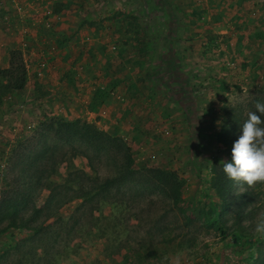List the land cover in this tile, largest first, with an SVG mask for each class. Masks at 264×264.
<instances>
[{"label":"rangeland","instance_id":"rangeland-1","mask_svg":"<svg viewBox=\"0 0 264 264\" xmlns=\"http://www.w3.org/2000/svg\"><path fill=\"white\" fill-rule=\"evenodd\" d=\"M65 5L67 34L56 26ZM12 49L24 53L28 83L22 91L0 89V199L10 184L15 189L39 182L30 166L52 162L33 159L44 144L58 146L57 157L65 154L61 167L73 161L92 176L110 174L114 163L106 156L72 157L71 145L47 125L53 117L88 120L84 114L96 110L89 120L101 128L99 121L111 115L102 103L107 93L123 111L130 92L114 88L132 81L146 99L130 137L119 134L129 125L123 119L101 129L123 137L136 167L176 171L184 188L179 208L170 212H165L170 203L156 192L134 202L126 198L129 210L102 204L109 218L94 214L90 205L76 211L81 200L69 201L48 222L57 236L47 256L27 230L9 229L0 235V264H125L114 251L128 243L159 245L161 255L127 264H171L177 253L181 264H264V236L254 231L261 212L240 223L253 235V246L247 238L235 244L223 233L238 226V208L246 201L238 196L246 184L233 186V202L220 209L219 218L212 211L214 201L221 203L212 169L218 160H228L217 138L223 117L228 108L246 106L264 91V0H0V69L8 67ZM86 79L90 85L84 89ZM3 82L0 76V87ZM228 130L237 134L241 127ZM14 149L19 153L13 157ZM46 195L24 203V215L30 217ZM31 243L40 247L32 255Z\"/></svg>","mask_w":264,"mask_h":264},{"label":"trees","instance_id":"trees-1","mask_svg":"<svg viewBox=\"0 0 264 264\" xmlns=\"http://www.w3.org/2000/svg\"><path fill=\"white\" fill-rule=\"evenodd\" d=\"M0 76L5 81L0 87L3 93L22 91L26 88L28 83V67L21 49L11 50L9 65L6 68L0 69ZM257 102L264 103V91L260 92L246 106L238 105L227 109L223 117L225 124L217 135L218 141L225 145V155L228 157L226 162H231L232 160V148L234 142L242 134V124L248 118L247 111H256L255 104ZM229 120L231 121L228 122ZM231 126H239L241 130L237 134L231 133L228 130ZM261 126L264 127V125ZM47 127L53 132L55 137L65 140L71 145L72 157L81 155L87 159H93L94 157L99 158L101 155H104L114 163V170L104 177L100 175L92 176L84 169L78 168L72 161L63 166L66 170L63 173L64 168L61 167V164L64 162L63 158L65 154L57 157L58 146L44 144L43 149L33 159L43 157L45 160L52 162L42 165H33L32 162L30 166V171L38 175L37 180L39 182H26L20 185L21 187L15 189L10 184V188L3 191V196L0 199V235L9 229H25L31 234V242L37 241V243H40L45 252L44 255L47 256L48 244L50 242L53 243L55 241L53 240L54 236H57L56 230L54 231V223L48 222L51 218H55L58 213L57 211L69 201L75 199L81 200L76 211H83L84 207L91 206L94 214L104 217L105 215H103L100 207L104 203L109 204L113 210L116 208L129 210L130 207L127 205L129 201L126 198H131L134 202L136 198V200H139L147 197L148 192H156L166 203H170L165 212L179 208L184 188L183 179L176 171L136 167L131 154V148L123 137L104 131L97 124L82 118L65 119L63 117H53ZM79 144L89 145L93 151L83 149ZM16 153H19L18 149L13 150V157ZM19 157L21 159L23 155ZM212 172V187L221 202L214 201L212 203V211L215 213L216 218H219L222 215L220 209L225 208L226 210L232 204V189L237 182L229 180L226 177L223 171V162L219 160L215 162ZM51 176L59 177V180H52ZM247 188L238 196L246 199L238 208V226L230 232L223 231V233L230 235L235 244H240L242 243V239L247 238V244L253 246L255 244V241L252 242L251 240L253 235L249 233L247 227L240 225V223L249 214H257L259 212L264 214V184L258 183L254 188H249L248 186ZM36 190H40V193L36 197L32 196ZM43 191L47 192L43 203L39 205L34 204L33 213L30 217H26L23 213L24 203L28 202L31 197L34 199L38 198ZM144 191L146 192L144 193ZM151 200L156 201L152 198ZM151 200L149 201L152 202ZM249 204H251V207L249 210H246ZM95 228L96 226H93L91 232H95ZM164 238L165 236L162 242H166ZM27 246L30 249L27 250L30 255L35 252V248L36 250L40 248L34 246L32 243ZM160 250L161 247L159 245H139L136 248V246L128 243L124 246H115L114 252L121 256L125 264H127L131 262L132 258L142 262L150 258L159 257L161 255ZM44 258L47 259L44 256L38 257L41 261Z\"/></svg>","mask_w":264,"mask_h":264},{"label":"clouds","instance_id":"clouds-1","mask_svg":"<svg viewBox=\"0 0 264 264\" xmlns=\"http://www.w3.org/2000/svg\"><path fill=\"white\" fill-rule=\"evenodd\" d=\"M255 109L248 113L242 124V134L232 148L231 162L221 161L229 180L249 188L264 184V127L261 126L264 125V103L257 102ZM254 231L258 236H264V214L258 218ZM171 264H181V254L177 253Z\"/></svg>","mask_w":264,"mask_h":264},{"label":"crops","instance_id":"crops-1","mask_svg":"<svg viewBox=\"0 0 264 264\" xmlns=\"http://www.w3.org/2000/svg\"><path fill=\"white\" fill-rule=\"evenodd\" d=\"M50 4H51V8H52L53 7V4L52 3H50ZM54 4H55V2H54ZM69 14H70V10L67 8V5H65L64 8L60 11V17H61V19H57L58 21H56V26L59 25L58 26V29L62 33H66V34L68 33V32H66L67 31L66 28L69 26V24H71L70 23V18L68 17ZM58 37L59 36L57 35V36H55L53 38H58ZM67 37H69V35ZM85 81L88 82V79H86ZM89 85H90V83L88 82L87 85H85V84L83 85V88L84 89H87V87ZM136 85L137 84H136L135 81H132V82H120V85L119 86H116V88H114V90L116 92H117V89L118 88H121V87H123V89H126L127 88V90H129V92H130V98H131V100L130 101L128 100V102H127V105H129L128 106L129 108H125V110H123V111L121 110V107L117 105V102L114 99L116 97L115 96H112L109 92L107 93L109 99H107L105 101H102V103H103V107H106L111 112V115H106V117H103L102 120L99 121V123L101 124V128H103V126H105V125L107 126L109 124H110L109 125L110 127L109 126H107V127L111 128L112 126L117 125V122L113 123L114 122L113 119H116V120H118V119L122 120L123 119L126 122L129 121V125H127L128 127L126 126V128H123V127L121 128V126H120V128L122 129V131L120 129L119 130L120 131L119 134H122V135L125 136V133L124 132H126V136L130 137L127 134L130 132L131 128H134L135 129V126H131V123L135 120V116L136 115H143V113H144V111H143V104L145 102L144 100L146 99L142 95L141 90L138 89V86H136ZM132 87H134V89ZM80 95L86 97V94H84L82 91L80 92ZM109 95L112 96V97L110 98ZM131 101H132V103H131ZM105 102H107V103H105ZM120 112H121V114H120ZM86 113L87 114L86 115L84 114V116L86 118H88V120L90 119L91 121H93V119H92L93 117H95V116L98 115V113H97L96 110H90V111L88 110ZM94 121L96 122L98 120H95L94 119ZM136 132H137V130H136ZM132 133H134V131H132Z\"/></svg>","mask_w":264,"mask_h":264}]
</instances>
